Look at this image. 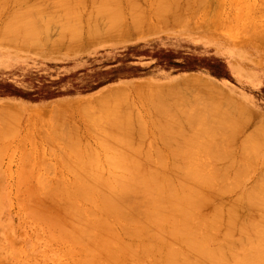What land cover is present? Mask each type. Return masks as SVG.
Wrapping results in <instances>:
<instances>
[{"label":"rangeland","instance_id":"obj_1","mask_svg":"<svg viewBox=\"0 0 264 264\" xmlns=\"http://www.w3.org/2000/svg\"><path fill=\"white\" fill-rule=\"evenodd\" d=\"M39 1L40 0H24V1L9 0L8 1L9 4L7 2L1 5L2 8L4 9L3 11L0 6V12H1L0 36L2 37V38L0 37L2 39L0 41V107L4 108L5 109L4 111H6L4 112L2 111L3 109L0 108V110L4 112L3 114L0 111V115L2 113V115L0 116V129L1 130L6 129L7 132V133L3 132L2 134V132L0 131L1 132L0 133V264L2 263V261H4L5 264L6 263L7 264L8 263L9 264H58V262H61L63 264V262L65 263L66 260H68L69 263L71 264H77V262L75 263L74 262L75 260L73 259L80 258L78 255H80L81 258L83 257L82 252L80 251L82 250L81 248H83L82 246H80L81 248H79L78 246L79 253L75 252L74 250L75 248L77 249L76 246L77 244L73 246L74 251L70 249L73 251V252L72 251L69 252L70 254L72 253L70 257L69 256L66 257L63 255V254L67 255V251H70L68 249L69 245H70L69 248H72L71 244L73 242L71 240L69 241L68 240L69 238L68 239L64 238L65 239L64 242L62 241L63 238H61L63 244L61 243V241L57 239L55 241L53 240L54 238L53 239L51 238L52 236L57 238V234H58L57 228L55 227L56 225L55 226L53 225L55 224L53 222L55 220L54 215L55 213H57V210L49 206L53 202V200L50 199L46 200L44 197H42L43 196L42 193L44 192L45 194L44 191L45 184H46L45 186L48 185L47 188L48 187L51 188V186L56 183L55 180L58 178V180L56 181H59L61 176H62L61 177L62 179H60V181L62 180L61 182H66L71 180L72 173L68 170L69 166L66 167V165H69V163L72 164L77 163L76 157L73 156L76 155L75 154L76 152L78 154L79 151L77 150H79V147L82 153L84 154V152L86 151L83 150L84 146L82 145L84 144H85V148L90 146L89 148H91V150L94 152H95L94 149L95 148L97 149L96 151H98L99 158L101 161V163H99V161L98 163L99 165L100 164L103 165L102 169L103 171L105 170L104 175H108V174L110 175V172L107 173L108 169L111 170L110 167L109 168L107 167L108 168L107 171L106 169H104L106 168V166H109L108 164H106L107 162L106 160H104V158L107 160L108 158H106V156L103 158L104 152L103 153L101 152L102 151L101 142L99 143L100 141L99 136H101V133L105 134V131L103 132V128H101L102 125L100 124L101 123L100 121L107 118L106 116L110 113L108 111L109 113L106 114L107 113L106 109L107 110L111 109V112L115 114L114 117L116 119L124 118L123 117L124 115H121V110L124 109L126 106L133 108L134 112L137 110L136 113L139 112L138 115L135 113V116H138L139 118L141 117L143 118L141 119L142 120L141 123L144 120V124H143L145 131L144 135L147 133V135L145 136L147 138L144 139V137H141L143 140H141L142 142L139 141V144L144 143V145L142 144L143 145L142 148L140 147L142 152L141 151L139 152L142 154L141 158H144V156L147 157V151L145 150L148 149V147H150L151 149L149 148L150 149L149 153L152 151L151 152L153 155L152 161L159 160L158 154L159 157L161 156L160 157L161 160L162 157H164L163 159L168 158L169 160L165 159L166 162H171V161L173 162L176 160H180L184 156H186L185 154H188L182 151L183 147L184 150L187 147L186 149L187 152L188 147L189 149L192 148L193 150L194 145L197 144H199V150L201 151L202 150L201 146L206 145L204 144L205 141H207L206 142L207 145L208 144L212 145L213 141L209 143L211 140L208 141L207 138L217 133L222 127L225 128L222 125L226 126L227 124L230 126L231 122L233 123V125H231L232 128L234 127V129H236L235 132L233 133L234 134L233 137H235L237 143L235 142L234 139H233L234 143L233 140L229 139L232 138V136L227 138L228 134L226 136L224 135L222 136L220 134V136H222V138L221 137L220 138L222 139V141L224 140L223 145L225 147L229 142L231 144L233 143L231 146L235 150L233 151L234 153L231 154L239 158L240 156L238 155H240V153L242 152V151L240 152L239 147L241 148V145L243 144L242 142H245V138L246 137L248 138L249 136L252 137L253 135L255 136L258 133L260 139L263 140V141L260 140L262 141L261 143L263 145L260 144L262 145V147L261 148L259 147L260 152L258 150V154H257V156L259 155L258 165L257 162L255 163L257 159L255 161L253 160V162L255 163L254 165L256 166L255 167L252 166V168H256V169H254V171L250 173L248 178L245 179L243 178V180H241L242 184L241 183L238 184L240 187L234 182L233 184H235L236 188H234L233 190L232 189L233 186H230L233 192L229 191L228 193H225L226 195L223 194L221 197H218L216 200L208 204L209 207L208 206H206V208L203 207V209H201L200 212L205 215L207 212L213 213L215 212L214 210L218 208L219 204L220 206L223 205L222 208H224L225 206L228 207L230 204L237 202V199H235V197L240 195V192L241 193L243 192L241 195H243L242 197H243V204L245 206V209L247 210L250 209L249 208L250 205L248 206L247 203L250 204L252 201L248 200V202H246L248 197L245 196L246 195L245 191L248 190L247 192H251L252 191V189L250 188L251 185L253 186L252 188L254 190V185L252 183H254L255 180H256L255 183H257V179L260 180L257 174L260 173V171L264 168L263 167L264 163L263 164L261 163L264 162L263 161L264 139L263 137H261V135L262 136L264 135L263 133L264 129L262 130V128H264L263 127L264 125L263 123L264 122V51L260 47V45H258V43H256L255 40L251 38L252 36L250 37L249 35L248 38L247 36H244L243 38L241 32L242 33L247 32L248 29L250 30V32H252L253 30L256 31L258 26L257 23H260L262 24V26H264L263 24L264 16H262V18H259V16L255 15V11H253V9L259 10L258 6L260 5L261 0L260 1L252 0L253 2L251 0H210L208 4L206 3L204 5L193 6V8L189 13L183 12L184 9L181 7L183 10V11L180 10L181 14L186 13L185 20L187 21L183 25H177V23L170 18L173 17L172 15L175 13L174 11H176L178 8L180 9V7L175 8L174 5L170 3V5H172V7L175 8V10L173 11V8L170 5H168L170 6V10H172L173 12L172 11L169 12L168 10V13H170L167 16L168 18L162 22L157 18L156 16L157 14H155V9L153 5L154 0H137L136 1L137 6L139 7L140 10L144 12V15L146 14L145 20L140 22L141 24L139 23L138 25L139 28L137 29L134 28L133 25L134 22L132 21L134 16L132 14L133 9H131L128 0H121V1L118 0L120 7L119 10L121 16L123 17L122 20L124 26H122V28L116 31L115 33L111 34L110 32L109 34L111 35L100 34L97 35V37L89 35L90 23L93 21V19H91V16L92 18L94 17V14L92 13L94 12V8H93L94 3H92L93 0L90 1L82 0L81 3L79 4L81 15H80V20L78 21L79 25L81 24L82 26V27L80 26L79 29L80 37L76 40V42L72 43L73 41L72 39L70 42L71 37L69 39L68 37L69 35L71 36V34H69L71 32L69 31L68 34H65L64 36L65 40L61 44L55 46L51 44L50 40L53 41V38L54 40L58 39V34H60L59 27H61L60 25L61 20L58 21L59 18L57 17L58 18L57 19L55 17L57 16L54 15L56 14V12L54 14L52 13V10L55 11V9H52L53 6L55 7V5L51 3V5L48 4V8H47L48 9L47 13H50V15L48 16H50L51 18V19L49 18L50 20L48 21H51V24L49 25L50 27L48 28L49 30L45 28L48 31L47 33L45 32L43 33L42 30V35L44 34L43 36H46V39L45 38L43 39L42 36L41 38L42 41H40L39 43L41 44L40 45L41 47H37L38 44H34L35 46L34 45L31 46L29 44L28 47L27 46L24 47L25 45L21 44L22 45L21 46L20 42L22 40L18 43L19 45L18 44L16 45L13 43L14 42L13 38L15 37L12 38L13 40H9V38L6 37L7 40L5 42L4 39L6 38H4L2 32L6 31V28L4 27L10 26L12 24L10 23L12 22V20H14V18L12 17H15L14 16L15 14L16 16H18L16 13L17 10H21V8L24 9L27 6L28 8L25 9L28 10L29 6L31 5L34 6L38 4ZM182 2H184V0H182L181 3ZM85 4H86V9L84 10L83 8ZM181 5H177V6H181ZM249 5L253 6L251 10L249 9L251 8ZM35 7L34 9L32 7L34 12L35 10L36 11L38 10V8ZM209 9L213 10L212 15H210L211 12L206 13V11H208ZM30 10L31 9H29V11ZM241 11H243V14L245 15H243ZM240 13L241 15H239ZM214 14L217 15L215 16ZM205 15L207 17L210 15L212 18L209 16L208 19ZM35 16H37V13L33 16L34 19ZM214 16L217 18L216 20ZM236 16L239 17L243 16L244 18H247L244 19V21L247 20L245 22L246 24H244L243 17L242 18L240 17L241 18L240 20V18ZM252 16L253 18H251ZM8 17H10V19ZM52 17L55 19H53ZM234 17L236 18L234 19ZM255 17H257L258 19L253 20ZM8 20H10L9 21L10 25H8ZM37 20L38 17L35 21ZM208 20L210 22H208ZM235 20L238 23L237 25L233 23ZM239 20L242 21L244 25H246V27L244 26L245 29H243V31L241 30L242 28H244V27L241 28L243 24ZM248 20H251V22ZM223 21H225L227 24L230 25L231 23L234 24L232 31H234L233 29H235V25H236L237 29L236 31L233 32L234 34L231 33L232 31L230 30V27L227 24H225ZM253 23L255 24V26ZM249 24L250 27L254 26L253 28L251 27L252 31L251 28H249ZM8 28L9 31H12L10 27ZM226 28H228L231 32L229 30L223 31ZM120 30L122 32H120ZM240 30H241L240 37L242 38V42L237 41L238 38L236 40L237 37L236 33H238ZM229 33L231 35L233 34L231 38L229 36ZM103 35H105L106 37ZM7 36L9 37V35ZM10 36L12 37L13 34ZM19 36L17 37L20 40L21 37ZM250 39L252 42L250 41ZM236 41L239 43L236 44L235 43ZM198 80L199 81L204 80L203 83L205 85L202 83V81L199 82ZM205 81L209 83V85ZM105 91H107V93ZM102 92H105V94H103ZM101 93L102 95H106L108 93L109 94L104 97L100 95ZM98 95L102 96V98H100V96L97 98ZM104 98H108V99H104ZM150 98L152 99V102L150 101L151 100ZM123 99L125 100V102L122 103ZM222 99L225 102H222L223 101ZM157 100L160 102V104H158L159 102L157 103ZM154 101H155V106L151 107L149 102L153 103L152 105H154ZM228 103H230L229 104L230 106L227 108L226 106H228L227 105ZM237 105L239 107H237ZM232 106H234L235 108ZM230 107L232 108V110L230 109ZM7 108L10 109L7 110ZM154 108L155 109L158 108L156 110L158 111L161 110V112L165 110L164 111L165 113L167 111L168 117L177 120V124L180 127L182 126V123H180L179 120L182 117H184V119L187 120L185 116L191 118V116L193 117L196 111L198 110L199 113H196V115L198 116V114L199 115L202 114L201 116L204 118L203 120H206L205 119L206 116H208L210 112L211 113L213 112L212 114L210 113V118L212 116V118L218 119V121L221 120V124L223 121L225 123L223 122L222 125H219L218 123L220 122L211 119L212 121L214 120L213 124L217 123V125H219L216 127V130H212L209 127L204 126V128L201 130L203 132L202 134L196 133V134H200L199 136L202 137L191 140L189 139L191 136L190 133H192V136L195 133L194 131L195 128L193 129V125L194 127H196L195 124L198 123L196 122L197 120L194 121V119L192 120L191 118L188 119L189 124L187 125L189 127L187 125L186 126L184 125V127L182 128L180 127L174 128L171 122L170 125H172L171 126L172 130L165 131V133L163 132L165 135L163 134L160 135L159 132H162L159 130V125H158L160 124L159 122L160 117L157 115L158 113L157 111H155ZM185 108H187L188 111L186 109L185 112L184 111ZM237 109H240L242 111L241 112L240 110H238L241 112V113L239 112V116L237 115L238 114ZM206 111L208 114L206 113ZM224 111H226V113L227 111L228 113L230 112L229 116L233 115L232 116L233 121L232 120L230 121L231 116L228 117L230 124L227 123L228 120H226L227 122L225 121V118H227L226 116L228 113L226 114ZM103 112H105L106 115L102 114ZM215 112L218 114L215 115L216 114ZM223 113L226 116H224V118L223 117L220 118V116H222ZM246 113L248 114L246 115ZM12 114H14L15 116ZM245 115L249 117V119ZM100 116H102L103 118L102 120H100L101 118ZM91 119H95L97 121V124L101 126V127L98 126L100 130L99 132H101L102 130L101 133L97 131L98 130L97 125L93 126L95 122L91 124L90 122L92 121ZM240 121L242 122L240 123ZM194 122L196 123L194 124ZM244 123H247V126H245L246 124ZM90 126L94 127L95 131L94 128H91ZM197 127H196L197 129H195L197 130L196 132L199 131L200 128L199 123L197 124ZM184 128H186L185 130L187 131L183 130ZM96 131L97 133H95ZM255 131H259V132H255ZM187 132L188 134H186ZM93 134L95 135V138ZM96 134L99 136H96ZM157 134L159 135L157 136ZM162 136L164 139L162 138ZM135 137L137 136L135 135ZM157 137H159V139L161 140H158ZM81 138L83 142L79 140ZM97 138L99 141L97 140ZM247 138L246 141L250 139L249 138L247 140ZM76 140H79V142L81 141V144ZM193 140L195 141V143ZM199 140L202 141L200 142ZM73 141H75L76 143H74ZM191 141L192 143H190ZM218 142L219 139L216 143ZM77 143L79 144L78 148H74L75 147L74 144ZM188 143L190 145H188ZM86 144H89V146H87ZM176 144L178 148L176 147ZM179 144L180 145L183 144L184 146L181 147L179 146ZM213 144H215V142H213ZM155 145H158V148H156ZM151 146L155 149V151L157 150V152H159V153L156 152L157 156L155 155V153H153L154 149ZM190 146L192 147L190 148ZM236 146L238 147V149ZM99 147L101 149H99ZM89 148H87V150ZM174 148L181 150L179 151L175 149V151H173ZM227 148H230V145ZM71 149L73 152L72 155H70ZM74 149L75 151H73ZM143 149L146 152V155H144L145 152H143ZM196 149L197 148L195 147L193 153ZM231 149L232 148H230L229 152L232 151ZM236 150L238 151L236 152ZM163 151L166 153V155H168V157L165 156ZM177 151H179V154H177L178 153ZM189 151L190 150H188V152ZM171 152L173 153V156L177 154L175 155V157L177 156L175 159L173 158L171 159L172 157L170 156ZM238 152L240 153L238 154ZM178 155L180 157L181 156L183 157L180 158ZM191 155L193 156V154ZM67 156H70L72 161ZM195 157L197 156H194V158L192 157V159L194 160ZM149 159L147 158V160ZM187 159L191 160V157L186 158V160ZM169 165L170 168L171 166H173L171 164ZM259 165L262 167H260ZM238 166L240 167V164ZM241 167L243 168V164L241 165ZM65 168H67V170ZM171 169L173 170V167ZM171 169H169V171H172ZM235 169H236L235 167L230 168L231 171L234 170L232 172H235ZM66 171H69L71 174ZM22 177H25L27 181L25 180V178ZM66 177L67 179L68 177L70 179L67 180ZM38 178L41 179L43 182H45V184L41 182L43 185L40 183V185L43 186V189L41 188V186H38L39 185ZM20 179L22 181H25V183L22 182ZM36 179H38L37 180L38 185L34 183V181L36 182ZM239 179L241 178H238V180ZM50 181L53 182L52 185L50 184ZM226 183L228 184L227 186L225 184V186L229 187L230 181H227ZM233 184L231 183V185ZM35 185L38 186L39 188L37 189ZM33 186H35V188H32ZM26 188L28 189L26 190ZM249 188L251 189V191H249L250 190ZM34 189L37 190L31 191ZM39 189L43 192H40ZM228 189L226 190V192L228 191ZM38 190L40 194H42V196H40ZM252 193L253 191L251 192V194ZM33 194L35 195L30 196ZM23 196L25 197L23 198ZM20 198L23 199V204L21 203L22 201ZM44 201L46 202L47 206ZM95 203L96 204H92L94 207H96V205L99 204V202L97 201ZM214 203H217L215 204V206L217 205V207L213 206ZM20 204H22L23 206L22 205L20 206ZM92 205L91 208H94ZM25 206L27 208H25ZM22 208H24V210H22ZM86 208L89 209V206H87ZM35 212L37 214L39 213L42 214L41 215L39 214L40 216L38 215L39 216L38 217L36 216L37 214ZM43 213H45L46 216H44L45 214L43 215ZM30 214H32L31 216H33L34 214L35 215L32 218ZM258 215L261 214L256 213L254 214V217H252V220L256 218L255 219L256 221L253 220L255 222L252 223V221L250 220L249 222H251L255 228H258L260 232L258 230L257 231L261 235L262 233L261 230L264 229V225L262 227L261 224L259 223L261 222V220H259L258 222L257 219L261 217L263 218V216L262 215L258 216ZM243 216H244L243 214L242 216H239V220ZM35 217L39 219V222L35 221L38 220L37 218L35 219ZM43 218L44 219L47 218L48 220L50 219L49 223L51 224L50 225L49 223L46 224V222L48 221L47 219H45V221L43 222L42 221L44 220ZM244 218L246 219V217ZM204 220L205 223L207 221L210 223L209 221L210 219H204ZM122 222L125 223V221ZM243 222L244 221L242 220V223ZM44 224L47 226H45ZM119 224L120 223L114 224L117 227V229L115 227V231L117 232L118 230L117 232L118 237L121 236L120 229L122 228V224H120V226ZM42 225L44 226L42 227ZM223 225L224 226H222V228L220 227V229L216 232L217 238L221 239V240L216 239V241H218L220 245L222 243L226 244L227 242V239H225L226 238L225 236H227L225 235L227 231L223 232L224 230H226L225 223H223ZM259 225L260 227H262V229H260ZM44 227L47 228L45 229ZM53 227H55V230ZM51 228H53L54 231L53 233L50 230ZM242 228L240 229L241 232L243 233L245 231H243ZM42 229H44L45 232H43ZM48 229L49 231H51L52 233L51 235H47ZM214 229L215 230L212 229V235L215 234L216 228ZM231 229L232 228L228 229V231H230L231 234L233 233L234 236L228 234L229 236L231 235L230 238L232 239L239 238L240 232H238L237 237L235 236V234L237 235V230L240 229H233L232 231ZM251 231L253 232L252 229H248V232H250V234L248 233L249 235H247V231L246 233L243 234L241 233L242 237L241 236L240 237L243 238L242 241L245 243V245H246L245 240L249 239L250 241V237L252 236L253 237L256 236L255 239L253 238L254 240H256L257 238L260 239L258 237L259 235L257 236L253 234ZM254 232L258 234V232H256V229ZM45 233L48 236L47 238ZM54 233L56 236L54 235ZM222 233L223 234L225 233L224 234L225 236H223L225 238L221 237ZM244 236H246V239ZM247 236L249 238H247ZM127 237L128 236L125 237V235L124 237L122 236L123 240L121 242L119 241L118 243L124 245V242ZM129 237L127 238L128 241L130 242L133 241V239ZM215 238H216V234H215ZM263 238L261 240H263ZM224 240L226 242H224ZM66 242L67 243L72 242V243L67 244ZM135 242H138V240L136 239L131 243L133 244L132 245L133 248L136 249L135 252L138 251L136 254L139 255H136V257H129L128 254L126 253L125 254L126 257H123L124 260L120 259V261L117 264L119 263L141 264L142 262L139 263L140 261H143L142 264H154L155 263L154 260L156 258L159 259L161 257L160 259H162L163 255L161 256V254L163 253L158 254L157 257L155 258L152 256H146L143 252L144 251L143 247L139 245V242L138 244H136ZM250 242H247L248 243L247 246L244 245V247L246 248L248 247L247 249L246 248L244 249L248 250L250 248ZM207 243L209 246L214 247L212 239L208 240ZM56 245L60 247L58 248ZM61 245L63 246L61 247ZM60 249H62L61 252ZM141 250L143 251L139 252ZM74 253L77 255V257L76 255H73ZM59 254L60 257L64 256V258L60 259ZM53 258L56 260H54ZM135 258H137V260H135ZM104 260L105 259H103L102 261L105 263ZM133 260H135V262ZM54 261H57V263H54ZM66 263L68 264V262Z\"/></svg>","mask_w":264,"mask_h":264},{"label":"bare ground","instance_id":"obj_2","mask_svg":"<svg viewBox=\"0 0 264 264\" xmlns=\"http://www.w3.org/2000/svg\"><path fill=\"white\" fill-rule=\"evenodd\" d=\"M8 1L9 0H0V6L3 5V3H7ZM19 1H24V0H19ZM81 1L82 0H40L38 2V4H36L34 6L31 5L33 7V9L35 6H36L35 8H38L37 11L35 10V12L37 13V16H35V19L33 18V16L36 13L34 12V10L32 9L31 6H29V9H31L32 11L31 10L29 11V9L28 10L25 9V8H28V6L25 7L24 9L21 8V10H17V12H16L18 16H16L15 13H14L15 15L13 14L15 17H12V18H14V20H12V22H10V23H12L11 25L9 24L10 20H8V25H10V26L4 27V28H6V31L2 32V34H3L4 38L7 37V38H9V40L14 39L13 43L16 45L22 40L21 41L22 43L20 42V45L21 44L25 45L24 47H26V46L28 47L29 44L31 46L34 44H38L39 46L37 45V47H41L40 46L41 44H39V43H40V41H42L41 38L44 35V34L42 35V30H43V33L44 32L47 33L48 32L47 30H49L48 28H50L49 25L51 24V21H48V20H50L51 18H50V16H48V15H50V13H47L48 12L47 8H48V4L51 5V3H52L55 5V7L53 6V8H52V9H55V11L52 10V13L54 14L56 12V14H54V15H57L55 17L59 18V19L57 18L58 21L61 20L60 21L61 27H59L60 34H58V39L54 40V38H53V41L50 40L51 44H53L54 46L61 44L65 40L64 39L65 34H68L69 31L71 32V33H69V34H71V36L69 35L68 39L71 37L70 42L72 39L73 40L72 43H74L80 37L79 29H80L81 24L79 25L78 21L80 20V15H81L80 8H79V4L81 3ZM136 1L137 0H128V3L130 5L131 9H133L132 14L134 16L132 15L133 16L132 21H134L133 22L134 28L137 29V28H139L138 27L139 23L142 22L143 20H145L146 14L144 15V12L139 9ZM181 1L182 0H154L153 5H154V9H155V14H157L156 15L157 18L159 20H161L162 22L165 19H167L168 14H170V13H168V10H169V12L172 11V10H170V6L172 7V5H174L175 8L180 7V9L178 8L179 11H178V9L176 11H174L175 8L172 7L173 11L176 14L174 13L175 15L173 14L172 15L173 17H170V15H169V17L171 19H173V21L176 22L177 25H183L187 21L185 20L186 19L185 18L186 13L181 14L180 10H182V8L184 9V11L182 10L183 12L189 13L191 11V9L193 8V6L204 5V4H206V3L208 4L210 2V0H184V2H182V3H181ZM92 3H94V5H93L94 6L93 7L94 12H92L94 14V17L92 18V16L89 15V16H91V19H93V21L90 23L89 35L97 37V35H100V34L106 35V34H109L110 32L112 34V33H115L116 31H118L119 29H121L122 26H124L123 20H122L123 17L121 16V13L119 10L120 7H119V1L118 0H93ZM170 3H172V5H170ZM174 3L175 4L178 3V4L175 5ZM179 3H181L182 5ZM8 4H9V2H8ZM168 5H170V6H168ZM177 5H181V6H177ZM250 7L251 8H249V9L251 10L253 6H250ZM1 8H2V6H1ZM218 8H216V9H218ZM258 8H259V10L256 9L257 10L256 11L253 9V11H255V15L259 16V18H262V16H264V0H261V3L258 6ZM13 9H15V8H13ZM18 9H20V8H18ZM83 9L84 10L86 9V4L84 5ZM3 10L4 9L2 8V11ZM81 10H82V8H81ZM219 11H220V9H219ZM50 12H51V10H50ZM209 12H211L210 15H212L213 10L209 9L208 11H206V13H209ZM214 12H216V11H214ZM234 12H235V10H234ZM241 12L243 14V11H241ZM204 14H205V12H204ZM217 14H219V13H217ZM217 14H214V15L216 16ZM9 15H10V13H9ZM239 15H241V13ZM243 15H245V14H243ZM215 16H214V18L216 20L217 18ZM37 17H38V20L35 21L37 19ZM236 17H239V16H236ZM236 17H234V19ZM240 17L242 18L243 16H240ZM8 18L10 19V17H8ZM241 18H240V20H241ZM251 18H253V16ZM53 19H55V18H53ZM244 19H247V18L243 17V21H244ZM255 19H258V18L255 17L253 20H255ZM192 20H194V19H192ZM210 21H211V19H210ZM210 21L208 20V22H210ZM246 21H244V24H246L245 23ZM248 21L251 22V20H248ZM223 22L225 24H227L225 21H223ZM240 22H242V21H240ZM204 23H206V22H204ZM233 23L236 25L238 24L236 22V20ZM233 23H231V25L227 24L230 27L231 31H232V28L234 25ZM242 24H243V22H242ZM244 24H243V26H241V28L244 26L246 27V25H244ZM236 25H235V29H233L234 31H236V29H237ZM247 25H248V23H247ZM257 25H258L257 30L256 31L253 30L254 31L253 32L252 28L255 26V24L253 27L251 26L252 28L250 27V24H249V28H251V31L253 33L250 32L249 29L247 30V32L242 33L241 30L243 31V29H245V27H244L239 32L237 31L238 33L235 32L237 34V37H236V34H235V37H236V40L238 38L237 41L242 42V38L240 37L241 34H242L243 38H244V36H247V38H248L250 35V37L252 36L251 38L253 40H255V42L258 43V45H260V47L264 51V26H262V24H260V23H257ZM8 27H10V29H12V31H9ZM219 27H220V25H219ZM45 28H47V30ZM7 29H8V31H7ZM218 29H221V28H218ZM228 30L229 29L226 28L223 31H228ZM134 31H135V29H134ZM234 31H232L231 33H233ZM244 31H246V30H244ZM120 32H122V31L120 30ZM240 32H241V34H240ZM12 34H13V36L11 37L10 35H12ZM111 34H109V35H111ZM226 34H227V32H226ZM7 35H9V37ZM19 35H21V36H19ZM105 35H103V36H105ZM232 35L229 33L230 38L232 37ZM17 36L21 37V39L19 40V38ZM13 37H15V38H13ZM1 38H0V41L2 40ZM7 38L4 39L5 42H6ZM44 38L46 39V36H43V39ZM124 39H126V38H124ZM23 40H25V41H23ZM232 41H234V40H232ZM237 41L235 42L236 44L239 43ZM250 41H251V39H250ZM67 42H69V41H67ZM256 43H254V44H256ZM201 81H202V83L204 82V80H201ZM201 81H199V82H201ZM207 84L209 85V83H207ZM213 88H215V87H213ZM105 92L107 93V91H105ZM105 92H102V93L105 94ZM114 92H115V90H114ZM102 93L100 95H102ZM108 94H106V95H108ZM100 95H98L97 98ZM106 95H102V96L105 97ZM102 96H100V98H102ZM104 99H108V98H104ZM104 99H102V100H104ZM147 99H148V97H147ZM150 101L152 102V99ZM123 102H125L124 99H123L122 103ZM151 102H149L151 107L152 106L154 107L155 101H154V105H152L153 103H151ZM158 102L159 101L157 100V103ZM222 102H225V101L223 100ZM158 104H160V102ZM229 104L230 103L227 104L228 105V106H226L227 108L230 106ZM12 106H13V104H12ZM232 107H234V106H232ZM237 107H239V106L237 105ZM0 108H2V107H0ZM2 109H3L2 111L5 110L4 108H2ZM8 109H10V108H7V110ZM156 109H158V108H156ZM156 109H155V111H157V113H158L157 115L160 117V119H159L160 124H158L159 130L162 131V132L158 131L160 135L161 134L165 135L164 134L165 131L172 130V128H171L172 125H170L171 122H172L174 128L180 127L177 124V120L171 119L168 117L167 111L165 113L164 109H163L164 111L162 110L163 112H161V110L158 111ZM160 109H162V108H160ZM186 109L187 108H185V110H184L185 112H186ZM224 109H226V108H224ZM230 109L232 110L231 107H230ZM240 109H237V111ZM106 111H107L106 114H108L110 112L106 116L107 118L103 119L102 118L103 115H102V116H100L101 117L100 120H102V119L103 120L100 121L98 119L101 122L100 124L102 125V127L97 124V121L95 119H91L92 121H90V122H91V124L93 122H95L93 124V126L97 125V127L99 126V127L103 128V132L105 131V134L101 133L102 130H101V132H99L100 130L98 127L97 131L99 133H101V136H99L97 134H96V136L100 137V141L98 140V138H97V140L99 141V143L101 142V147H102L101 152L102 153L104 152L103 158L105 156H106V158H108V160L104 158V160H106V162H107L106 164L109 165V166L105 165L106 168H104V169H106V171H107V169L110 167L111 170L108 169V172H107V173L110 172V175L109 174L104 175L105 170L103 171V169H102L103 165L102 164H100L101 166L99 165V163H101V161L99 158V153H98V151H96L97 149L95 148L94 149L95 152H94L91 150V148H89L90 147L89 144H86L87 146H89V147H87V148H89L87 150V148H85V144L83 143L84 144V145H82V146H84L83 150H86L84 152V154L82 153V151L79 147V150H77V151H79L78 154H77V152L75 153L76 155L73 154L74 155L73 157H76V159H77V161H76L77 163L76 164L69 163V165H66V167L69 166L68 170L72 173L71 174L69 171H66L72 175V178L70 181L65 180L66 182H61L62 180L60 181V179H62L61 178L62 176L60 175L61 177H60L59 181H56V180H58V178H57L55 180L56 183L54 182L55 184H53V182L50 181V184L51 185L53 184L51 186V188L50 187L47 188L48 185L45 186L46 185L45 182H43L39 178H38L40 181V182L38 181L39 185L37 184L38 179H36V182L34 181V183H36L38 186H41L42 189H43V186H42L43 184L41 182H43L45 184L44 185L45 194L40 189H39L40 192H43L42 193L43 196H42V194H40L39 190H38V192H39L40 196L44 197L46 200L47 199L53 200V202L49 206L57 210V213H55V215H54L55 220L53 222V223H55L53 225L54 226L56 225L55 227L57 228V232H58L57 238L54 236H52V237L50 236V237L52 239L54 238L53 240H55V241H56V239L61 241V238H63V240H62L63 242L66 238L67 239L69 238L68 240L69 241L71 240L74 244L72 242H70V243H72L71 244L72 248H69L70 245L69 246L67 245L68 249L73 250V248H74L73 246H75L77 244L76 245L77 249L76 248L74 249L75 252H77V253H79L78 250H79V248H81L80 246H82L84 248V249L81 248L82 250H80L82 252V255H83L82 258L80 255H78L80 257L78 259L72 258L73 260H75L74 261L75 263L77 262V264H79V263L80 264H117L120 261V259H123V257H126L125 256L126 253L128 254L129 257H136V255H139V254H136L138 251L135 252L136 249L133 248V246H132L133 244L131 242H133L134 240L137 239L139 242V245H141L144 249V251L141 250L139 252L143 251L146 256H152L155 258V257H157L158 254L163 253V254H161V256L163 255V257H162L163 260L160 259L161 257L159 259L156 258L154 260L155 261L154 264H264V238H263L264 235H262V234H264L263 233L264 229H262V227L264 225L263 224V221H264L263 220L264 219V170L263 169L264 168L260 171V173L257 174V176L260 178V180L257 179V183H255L256 180L254 179L255 182L252 183L254 185V190L252 188L253 186L252 185L250 186L253 193L251 194L252 191L250 188H249L250 189L249 191H251V192H247L248 190L245 191L246 192L245 196L248 197V198L246 197L247 198L246 202H248V200L252 201L250 204L247 203L248 206L250 205L249 206L250 209H248V210L245 209V206L243 204V197H242L243 195H241L243 192L242 193L240 192V195L237 196V197H239V196L240 197L239 198L235 197V199H237V202L230 204V205L228 204L229 205L228 207L225 206L224 208H222L223 205L220 206V204H219L218 208L216 210L213 209L215 211L213 213L207 212L205 215V214H202L200 212V210L203 209V207L206 208V206H208V204H210V202L216 200L218 197H221L223 194L226 195L225 193H228L229 191L233 192L234 188H236L235 184H233V183L235 182L237 185L240 184L241 180H243V178L244 179L248 178L250 173L252 171H254V169H256V168H252V166L255 167L256 165H254V164L256 162L258 165V158H259L258 156L259 155L257 156V154H258V150L263 145L261 143L263 140L260 139V136L258 133L255 136L254 135L252 136V134H251L252 137H250L248 135L249 137L248 138L246 137L247 140L250 138L248 141H246V138H245V142H242L243 144L241 143L243 146L241 145V148L239 147L240 152L241 151L242 152L241 153L238 152V154L240 153V155H238L236 153L238 156H240L239 158H237L236 156L231 154V153H234L233 151L235 150L231 145L234 143V140H235V137H233L234 136L233 133L235 132L236 129H234V127L232 128V126H231V125H233L232 122H231V124L229 123L228 117L231 116V115L229 116V114H230V112L228 113L229 110L227 111L228 114L226 113V111H224L227 114V116L223 113V115L220 116V118L221 117L224 118V116H226L228 119L225 118V121L228 120V122L227 121L226 122L229 123L230 126L227 124H226V126L222 125L224 121L221 124V120L218 121V119H214V118H212V116L210 118L211 112L208 114L207 113L208 110L206 111L208 116H206V118H205L206 120H203L204 118L201 116L202 114L201 115L198 114L199 117L196 115V113H199L198 112L199 110H198V111H196V113L194 114L193 117L191 116V118H192V120L194 119V121L197 120L196 122L199 123L200 128H199V131L196 132L197 130H195V129L198 128L197 127L198 123L195 124L196 122H194V124L196 125L197 128L194 127V125L192 124L193 129L195 128L194 129L195 133L193 134V136H192V133H190L191 136L189 135L190 136L189 139L192 140V139H198L199 137H202V136H199L200 134H196V133L202 134L203 132L201 130L204 128V126L209 127L212 130H216L217 126L222 125L225 128L222 127L223 129L221 128L219 130L220 132L218 131L217 133H215L212 136H210L209 138H207L208 141L211 140L209 143H211L213 141V142H215V144H213V142H212L213 146L211 144L207 145V143H206L207 141H205L204 144H206V145L201 146L202 147L201 151L199 150V144H197V145L193 144L194 145L193 150L195 149V147L198 149V151L196 149L194 151V153H193V150L191 148L192 146H190L191 149H189V147H188V150H190L189 152H188V150L186 152L187 147L185 150L183 147L182 151H184L185 153H188V154H185L183 152L187 156V157L181 156V157H183L182 158L183 160L180 159V160H176L173 162L170 160L171 162H166L165 159H168V158L163 159L164 157H162V160H161L160 159L161 156L159 157V154H158L159 160L152 161L153 155L151 153L152 151L150 152L151 154L149 153V150L151 149L150 147L145 146V147H148V149L145 150V151H147V157L144 156V158H141L142 154L139 152V151H141V148L144 145V143H142L143 145L139 144V141L143 140L141 137H144V139L147 138V137H145L147 135V133L144 135V133H145L144 127H143L144 120L141 123V121H142L141 119H143V118L142 117L139 118L138 116H135V113L137 110L134 112L133 108L126 106L124 109L121 110V115H124L123 119H116L114 117L115 114H113L111 112V109H109V110L106 109ZM187 111H188V109H187ZM240 111H238V114L236 113L238 116H239ZM4 112H6V111H4ZM4 112H2V113L4 114ZM105 112H103L102 114H105ZM243 112H245V111H243ZM2 113H1V115H2ZM138 113L139 112H137L136 114L138 115ZM174 113H175V111H174ZM233 113H234V111H233ZM233 113H231V114H233ZM217 114L218 113H216L215 115H217ZM247 114L248 113H246V115ZM12 115H14V114H12ZM195 115H196V117H195ZM242 115H243V113H242ZM232 116L230 117V121L231 120L233 121ZM245 116H243V117H245ZM137 117L139 120L137 119ZM207 117H208V119H207ZM185 118L187 120H185L184 117H182L179 120L180 123H182V126L180 128L184 127V125L186 126L187 124H189L188 119H191V118L188 116H185ZM209 118H210V120L214 119V120H217V122H220V123H218L219 125H217V123L213 124L214 120L210 121ZM247 118L249 119V117H247ZM243 119H246V118H243ZM159 122H157V123H159ZM241 122L242 121H240V123ZM192 123H193V121H192ZM244 124H246L245 126H247V123H244ZM169 125H170V127H169ZM227 126H229V127H227ZM258 126H256V127H258ZM90 127L94 128L92 126H90ZM263 127H264V125H263ZM91 128H89V129H91ZM185 129L186 128H184L183 130H185ZM238 129H239V127H238ZM238 129H237V131H238ZM259 129H261V128H259ZM263 129L264 128H262V130ZM2 130L0 129L2 134H3V132H6V129H2ZM108 130H110V131H108ZM255 130H257V129H255ZM94 131H95V128H94ZM97 131L95 133H97ZM185 131H187V130H185ZM255 132H259V131H255ZM263 133H264V130H263ZM159 134H157V136ZM186 134H188V132ZM220 134L222 136L223 135L226 136L228 134L227 138L232 136V138H229V139L230 140L234 139L233 143L231 144L228 140L229 143L225 147L223 145L224 140L222 141V139H221L222 136H220ZM77 135H78V133H77ZM135 135L137 137H135ZM73 137H74V134H73ZM151 137H153V136H151ZM261 137H263V139H264V135L263 136L261 135ZM94 138H95V135H94ZM157 138H158V140H161V139H159V137H157ZM162 138H163V136H162ZM218 139H219V142L216 143L218 141ZM220 139L222 142L220 141ZM79 140L82 141V138ZM79 140H76V141L79 142ZM214 140H217V141H214ZM225 140H226V137H225ZM260 140H262V141H260ZM81 141L79 142L80 144H81ZM186 141H187V138H186ZM199 141L201 142L202 140H199ZM236 141L237 140H235V142ZM73 142L76 143L75 141H73ZM84 142H85V140H84ZM190 143H192V141ZM194 143H195V141H194ZM71 144H73V143H71ZM77 144H74V146H75L74 148H78L79 144L78 145ZM260 144H262V145H260ZM76 145H77V147H76ZM188 145H190V144L188 143ZM229 145H230V148H232L231 152H229L230 148H227V147H229ZM155 146H156V148H158V145H155ZM179 146L182 147L184 145L179 144ZM176 147H177V144H176ZM177 148H174L173 151H175V149H177ZM72 149H71V151L69 150L71 152V154L69 152L70 155H72V153H73ZM99 149H101V148L99 147ZM237 149H238V147H237ZM177 150H179V149H177ZM73 151H75V149ZM145 151L143 149V152H145ZM154 151H155V149H154ZM154 151H153V153H155V155H156L157 150L155 152ZM179 151H177L178 152L177 154H179ZM182 151H181V154H182ZM237 151L238 150H236V152ZM172 152H171V155L170 154L169 155L172 156L171 159L172 158L175 159L177 157V156L175 157V155H177V154L174 153L175 155L173 156ZM259 152H260V150H259ZM157 153H159V152H157ZM148 154L150 155V157ZM164 154L166 157H168V155H166L165 152H164ZM164 154H163V156H164ZM191 154H193V156ZM144 155H146V152L144 153ZM77 156H78V158H77ZM194 156H197V157H195V159L197 158L196 160L192 159V157L194 158ZM60 157H62V156H60ZM67 157H69V159L71 160L70 156H67ZM185 157L186 158L191 157V160L190 159L186 160ZM147 158L148 159L150 158V159L147 160ZM256 159H257V161H255ZM253 160L255 161V163L253 162ZM98 161H99V163H98ZM263 161H264V159H263ZM252 163H253V165H252ZM261 163L263 164L264 162H261ZM169 164L173 165V166H171V168L173 167V170L170 168ZM239 164H240V167L238 166ZM242 164H243V168L241 167ZM259 164H260V162H259ZM232 167L236 168L235 172H232L234 170H232V171L230 170V168H232ZM260 167H262V166H260ZM168 168L171 169L172 171H169ZM65 169L67 170V168H65ZM22 178H25V177H22ZM235 178H236V180H235ZM238 178H241V179L238 180ZM66 179H67V177H66ZM68 179H70V178L68 177ZM25 180H26V178H25ZM63 180H64V178H63ZM227 181H230L229 187L233 186V188H232L233 190L231 189V187L230 188L226 187L228 184V183H226ZM22 182L25 183V181H22ZM34 183H33V185H34ZM40 183L42 185H40ZM231 183L233 185H231ZM225 184H226V186H225ZM35 186H33L32 188H35ZM38 186H36L37 189L39 188ZM45 187H46V189H45ZM28 188H26V190ZM227 189H228V191L226 192ZM26 190H24V191H26ZM36 190L34 189L31 191H36ZM38 192H37V194H38ZM28 193H29V191H28ZM34 195L35 194L30 195V196H34ZM24 197L25 196H23V198ZM26 197H27V195H26ZM20 199L22 201L21 203L23 204V199L22 198H20ZM96 201L99 202V204L96 205V207H94L92 204H96L95 203ZM217 203H214V205L213 204L212 205L215 206V204H217ZM22 204H20V206ZM45 204H46V202H45ZM221 204H223V203H221ZM91 205L94 208H91ZM46 206H47V204H46ZM85 206L86 207L89 206V209L86 208ZM215 207H217V205ZM25 208H27V207L25 206ZM22 210H24V208H22ZM40 211H41V209H40ZM207 211H209V210H207ZM210 211H212V210H210ZM36 212H38V211H36ZM28 213H30V212H28ZM256 213L261 214L263 216V218L257 217L258 222H259V220H261V222H262V223L259 222L262 226V227H260V225H259L260 229H262L261 230L262 236L259 234L260 231L258 230V228H255L252 224L253 222L256 221L255 220L256 218L253 219L255 221L252 220V217H254V214H256ZM39 214L41 215L42 213H39ZM39 214H37L36 216H38ZM44 214L45 213H43V215ZM212 214H213V216H212ZM242 214L244 215L242 217L243 219L241 218L244 221L243 223H242L241 219H240L241 221L239 220V216H242ZM31 215L32 214H30V216ZM261 215H258V216H261ZM33 216H31V217L33 218ZM44 216H46V214ZM208 217H210V218H208ZM244 217H246V219ZM27 218H29V217H27ZM36 218L37 217H35V219ZM45 219H47V218H45ZM45 219L42 221L44 222ZM204 219H210L209 220L210 223L208 221L205 223ZM23 220H25V219H23ZM49 220L46 222V224L49 223ZM249 220L252 221V223L249 222ZM35 221L39 222V219L35 220ZM122 221H125V223ZM116 223L122 224V228L119 227V228H121L120 229L121 233L119 232L121 235L120 237H118V233H117L118 230H117V232L115 231L116 226L114 224H116ZM223 223H225V228H226V230H224L223 232L227 231L228 233L227 232H226V234L224 233L227 236H225L222 233L221 237L225 236L226 238L225 237H223V238L227 239V242L224 240V242H226V244L222 243L220 245L219 242L216 241V239L217 240L220 239V238L219 239L217 238L216 232L220 229V227L222 228V226H224ZM50 224L51 223H49V225ZM120 224H119V226H120ZM39 225H41V224H39ZM44 225H42V227ZM45 226H47V225H45ZM55 227H53L54 230H55ZM229 227L232 228L231 231L233 229H240V228L244 227V228H242L243 231H245L243 233H246V231H247V235L250 234V232H248V229H252L253 232L252 231L251 232L257 236L259 235L258 237L260 239L257 238L256 240H254L256 236L253 237L251 235L252 237H250V241H252V240L253 241L250 242L249 239H246V236H244L246 239V240L244 239L246 241V245H245V243L242 241L243 238H241L242 237L241 235L243 234L241 232V229L237 230V235L235 234V236L237 237L238 232H240L239 235L241 237L239 236V238H237V239L236 238L232 239L230 237H231V235H233V233L231 234L230 231H228V229H230ZM48 228H49V226H48ZM53 228L50 229L52 231V233L54 232ZM214 228H216V231H215L216 238H215L214 233H213L214 235H212V229L215 230ZM116 229H117V227H116ZM255 229H256V232L259 231L258 234H256L254 232ZM42 230H43V232H45L44 229H42ZM51 231H49V229H48V232H47V230H46V232L48 233L47 235H51L52 234ZM49 232H50V234H49ZM233 232H235V231H233ZM228 234H231V235L229 236ZM45 235H46V233H45ZM47 235H46V238L48 237ZM54 235H55V233H54ZM124 235H125V237L130 236L129 238H132L133 241H131V242L128 241V239H127L128 237H127L125 242H124V245L119 244L118 242L119 241L121 242L123 240L122 236L124 237ZM260 236L263 238V240H261L262 238ZM59 237H60V239H59ZM247 238H249V237L247 236ZM210 239H212L214 247H211L208 245L207 242ZM238 239H240V240H238ZM62 241H61V243L63 244ZM69 241H67V242H69ZM138 242H135V243L138 244ZM247 242H250V248L248 250H246L248 247L247 248L244 247V245L247 246V244H248ZM70 243H67V244H70ZM122 244H123V242H122ZM62 246L63 245H61V247ZM78 246H79V248H78ZM141 246H140V249H141ZM57 247L59 248L60 246H57ZM57 247H55V248H57ZM135 247H138V246H135ZM64 248H67V247H64ZM244 248H246V249H244ZM61 250L62 249H60V252H61ZM72 250L67 251V255H65V254H63V255L66 257L67 256L70 257V255H72V253L70 254L69 252H71ZM55 251H56V249H55ZM73 255H76V254L74 253ZM64 256L60 257V254H59L60 259L64 258ZM76 257H77V255H76ZM140 258H138V259H140ZM103 259H105L104 260L105 263L102 261ZM54 260H56V259H54ZM135 260H137V258H135ZM135 260H133V261L135 262ZM66 262H68V264H71V263H69L68 260H66ZM66 262L65 263L63 262V264H67ZM141 262L143 263V261H140L139 263H141ZM2 263L5 264L4 261H2ZM54 263H57V261H54ZM60 263L61 262H58V264H60ZM128 263H130V262H128Z\"/></svg>","mask_w":264,"mask_h":264}]
</instances>
